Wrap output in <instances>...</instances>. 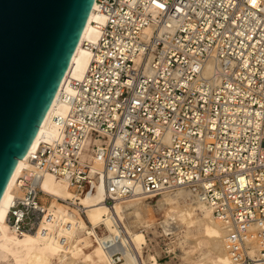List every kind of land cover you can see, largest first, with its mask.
I'll return each instance as SVG.
<instances>
[{
    "label": "built area",
    "instance_id": "1",
    "mask_svg": "<svg viewBox=\"0 0 264 264\" xmlns=\"http://www.w3.org/2000/svg\"><path fill=\"white\" fill-rule=\"evenodd\" d=\"M97 11L89 64L59 95L58 131L16 180L11 231L69 244L76 227L49 210L46 174L67 183L78 215L100 187L109 206L188 189L234 226V264L264 260V229L249 232L264 226V0H97ZM257 238L260 257L249 253Z\"/></svg>",
    "mask_w": 264,
    "mask_h": 264
},
{
    "label": "water",
    "instance_id": "2",
    "mask_svg": "<svg viewBox=\"0 0 264 264\" xmlns=\"http://www.w3.org/2000/svg\"><path fill=\"white\" fill-rule=\"evenodd\" d=\"M94 0H0V199L69 66Z\"/></svg>",
    "mask_w": 264,
    "mask_h": 264
},
{
    "label": "bare ground",
    "instance_id": "3",
    "mask_svg": "<svg viewBox=\"0 0 264 264\" xmlns=\"http://www.w3.org/2000/svg\"><path fill=\"white\" fill-rule=\"evenodd\" d=\"M103 21L104 18L97 11V0H94L86 25L49 109L28 151L23 158L17 161L15 169L2 194L0 199V246L3 248V255H6L9 251H13L12 241L17 243L22 237L28 236L30 239L35 237V235L32 234H27L22 237L17 236L8 226L7 219L9 207L12 200L19 195L16 189V180L23 168L29 166L30 155L37 148L40 141L43 139H50L57 133L58 128L55 119L57 117L62 118L67 110L66 105L59 101V95L62 92H71L67 84L68 80H72L73 78L80 79L83 76L90 61V53L83 48L82 44L84 41L96 42L99 33L98 27L103 24ZM41 188L44 193L51 195L54 199L51 202L50 208L53 211L56 208V213L60 212L58 218H61L65 222L72 223L74 227H76L72 231L73 237L68 245L62 246L54 241V244L60 247L58 255L60 263L114 264L108 249L110 245L114 244L126 255V264H145L141 260L139 254L136 253L133 244L127 239V234L123 235L124 239L121 242H116L112 237H106L100 239L96 244H94L88 236H74L82 226L76 224L79 215L73 212L72 214L68 213L57 201L58 198H62L65 201L73 200L71 191L64 180H58L52 175L46 174L41 181ZM140 197H142V195H136L128 199L137 200L140 199ZM76 205L82 206L84 212L88 214L91 221L95 224H98L104 217L110 219L115 214V209L110 208L105 203L104 190L101 187L96 192L81 197ZM159 206L163 210V216L165 218L173 217L179 221L180 224L187 228L186 235L193 239L192 243L188 245V248L184 249V254L182 256L184 260L193 264H234L226 247V238L233 232L234 226L217 220L212 214L211 209L201 202L190 190L178 189L169 192L159 201ZM137 215L141 218L139 212ZM144 223H146L145 220ZM262 229H264V226L254 224L249 228V232L256 233ZM7 232L10 235H7ZM258 240L257 238L251 241V243L249 242V253L250 255L260 257L259 250L261 244ZM90 248H92L91 251L86 252V249L88 250ZM257 264H264V260L258 259Z\"/></svg>",
    "mask_w": 264,
    "mask_h": 264
},
{
    "label": "rangeland",
    "instance_id": "4",
    "mask_svg": "<svg viewBox=\"0 0 264 264\" xmlns=\"http://www.w3.org/2000/svg\"><path fill=\"white\" fill-rule=\"evenodd\" d=\"M87 145L89 146V143ZM85 150L88 151L87 147ZM168 193L142 196L137 200L116 201L113 205H108L115 209L113 217L110 219L104 217L98 224L92 222L82 206H79L85 214L79 215L76 224L82 226L74 236H88L96 244L106 237L121 242L124 239L123 235L127 234V239L133 244L136 253L145 264H193L182 258L184 249L193 241L186 235L187 228L173 217L165 218L159 206V201ZM53 200L52 198L51 202ZM57 201L68 213H77L76 208L72 206L69 210L62 198H58ZM50 210L57 217L60 215V212H55L56 208L54 211L51 208ZM138 212L141 218L137 215ZM95 229L99 236H102L101 238L91 236L90 232ZM7 235L10 234L7 232ZM20 239L17 243L12 241L13 251H9L6 255H3V248L0 246V264H64L59 262L60 247L54 244V240L39 235H35L33 239L28 236ZM91 249H86V252Z\"/></svg>",
    "mask_w": 264,
    "mask_h": 264
}]
</instances>
